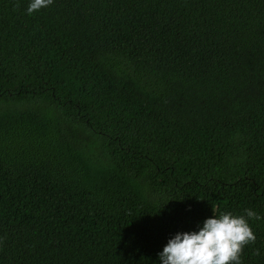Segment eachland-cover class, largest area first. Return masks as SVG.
I'll list each match as a JSON object with an SVG mask.
<instances>
[{
	"label": "trees",
	"instance_id": "1",
	"mask_svg": "<svg viewBox=\"0 0 264 264\" xmlns=\"http://www.w3.org/2000/svg\"><path fill=\"white\" fill-rule=\"evenodd\" d=\"M29 2L0 0V264H158L264 217V0Z\"/></svg>",
	"mask_w": 264,
	"mask_h": 264
},
{
	"label": "clouds",
	"instance_id": "2",
	"mask_svg": "<svg viewBox=\"0 0 264 264\" xmlns=\"http://www.w3.org/2000/svg\"><path fill=\"white\" fill-rule=\"evenodd\" d=\"M53 0H30L26 13L48 7ZM264 219L251 209L244 215L231 212L211 216L195 231L177 232L157 254L158 264H241L240 254L256 236L249 221Z\"/></svg>",
	"mask_w": 264,
	"mask_h": 264
}]
</instances>
